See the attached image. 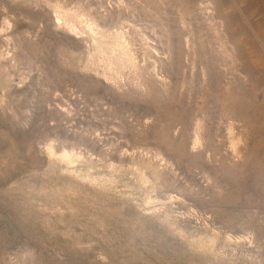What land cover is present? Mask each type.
<instances>
[{
  "label": "rangeland",
  "instance_id": "obj_1",
  "mask_svg": "<svg viewBox=\"0 0 264 264\" xmlns=\"http://www.w3.org/2000/svg\"><path fill=\"white\" fill-rule=\"evenodd\" d=\"M0 264H264V0H0Z\"/></svg>",
  "mask_w": 264,
  "mask_h": 264
}]
</instances>
